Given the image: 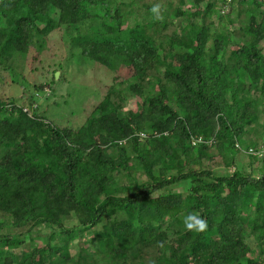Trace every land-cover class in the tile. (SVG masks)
Returning <instances> with one entry per match:
<instances>
[{"label": "trees", "instance_id": "trees-1", "mask_svg": "<svg viewBox=\"0 0 264 264\" xmlns=\"http://www.w3.org/2000/svg\"><path fill=\"white\" fill-rule=\"evenodd\" d=\"M218 2L193 0V12L176 7L174 16L187 27L165 36L173 64L157 42L166 18L136 24L127 37L117 38L127 14L120 3L112 10L109 0H0V65L13 72V62L41 47L53 30L107 17L115 28L112 39L94 30L70 44L107 69L127 62V89L138 98L136 109L122 113L107 95L71 129L30 108L42 90L34 80L26 100L25 92L20 99L0 94V211L13 218V227L28 225L17 233L0 232V264H264V156L250 155L260 162L255 170H243L232 158L225 163L234 166L232 172L205 166L215 154L237 151L235 143L252 133L264 144V0L244 9V26L231 50L233 80L224 75L219 52L226 34L217 32L213 16L226 23L236 0L226 13ZM151 70L160 77L155 86ZM198 137L212 142L192 145ZM134 172L146 179L139 181ZM121 179L127 182L118 185ZM187 181L185 195L170 190ZM190 212L207 220L206 231L184 229ZM7 226L0 222V230ZM41 226L56 236L57 252L46 240L42 252L31 247L17 254L24 234ZM247 227L256 233L253 248L245 240ZM94 229L95 238L86 240L89 250L80 247V234ZM71 246L77 249L73 254ZM255 249L261 257L252 256Z\"/></svg>", "mask_w": 264, "mask_h": 264}, {"label": "rangeland", "instance_id": "rangeland-1", "mask_svg": "<svg viewBox=\"0 0 264 264\" xmlns=\"http://www.w3.org/2000/svg\"><path fill=\"white\" fill-rule=\"evenodd\" d=\"M123 1L129 2V0H109V7L112 10L119 7L127 13L123 31L117 38L127 37L129 35V29L136 24L143 26L145 22L150 21L151 18H153L150 9L154 3H161L163 5L162 15L164 19L166 18L168 23L166 28L159 32V41L157 39V42H162L161 54L169 60V63L175 64L174 56L172 54H167L168 45L165 36L171 34L172 31H177L181 34L185 32V27H187L186 20H183L181 16H174V12L176 7H179L182 13L192 11L194 7L193 0H133L132 3L127 4L125 8L121 4ZM250 1L251 0L246 1L245 8L249 7ZM119 3L120 6H118ZM234 4L236 5L237 3L235 2ZM217 8L221 11L222 5L219 4V2L217 3ZM100 11L103 12L102 9L96 10L98 13ZM213 19L217 32L222 31L226 34L220 46L219 58L223 61L225 66V77L229 80H233L234 76L229 67L232 56L231 50L235 48L234 41L239 39L241 29H243L244 26L245 17L241 15L235 20L236 22L234 24L230 23V20L227 22L229 19L227 15L224 16V21L227 24L224 22L219 24L216 15L213 16ZM163 21L164 20H157L160 24ZM225 28L228 33L225 31ZM94 30L107 33L103 34L104 38L112 39L115 36V33H112L115 31V28L109 25L107 17L97 18L92 21L86 20L69 29L65 26H61L44 38L45 40L41 47H31L25 57L19 58V60L13 62V72H10L4 65H0L1 96L20 99L23 92H25L26 97L24 99L26 100L28 96L30 97L31 83L34 80L36 83L42 84V90L37 91V94L34 93L35 99L33 101L37 104L36 109L40 115L53 125L69 127L71 129L81 126L88 118L92 108L107 95H109L118 110L122 113H125L128 109H136L138 98L134 96L132 91L127 89V83H129V81L126 82L125 80L128 79L125 77L128 76L131 70L127 62L120 61L114 64L112 69H107L104 66L88 61L80 54L78 48L70 44L74 37L81 34L86 35L94 32ZM131 31H135V34L138 33L136 29H131ZM228 35L230 37L229 40H232L231 43L227 41ZM239 43H241V41H239ZM211 44L212 40L210 39L208 46ZM260 47L264 51V40L261 42ZM57 72H59L58 76L56 75ZM148 73L149 81L155 86L158 78H160L159 75L155 74L153 70ZM120 81H122V83H120L121 85L119 84ZM21 85H23V87ZM110 86H114L116 91H120V94L110 90ZM260 119L261 123H263L264 109H262ZM256 127L259 128V126ZM240 142H238L240 149H237V151L229 150L224 157L215 154L211 160L205 162V166L210 167L218 173H223L225 171L232 172L234 166H226L225 164L232 158L243 170H255L256 167L260 165V162L252 159L245 150L248 149V147H256L253 145L254 142L259 146L263 144V137H261L259 133H254V135L252 133L249 137H242ZM242 149H244V151ZM2 151L4 150L0 147V154L3 153ZM134 175L139 181L146 179L145 175L141 172H134ZM123 182L126 183L127 181L121 179L118 185ZM189 187L190 183L187 181L171 186L170 190L181 192L185 195ZM12 221L13 218L11 216L0 211V222L8 224V226L0 230V232L17 233L26 230L28 227V225L22 228L13 227L11 225ZM50 230V228L41 226L37 230H32L24 234L25 243L21 249L17 251V254L31 247H39L40 252H42V246H44L46 240H52L51 252H57L58 245L56 236L54 235L52 238ZM95 235L96 229L91 232L80 234L79 246L89 250L90 246L86 240L95 238ZM255 235L256 233L253 232L250 227L245 228V240L252 248L256 246L257 242ZM76 250V246L70 247L71 254L75 253ZM261 254V249H255L252 252V256L255 258L261 257ZM46 257L48 260L54 259V257L48 254ZM42 264H50V262L44 261Z\"/></svg>", "mask_w": 264, "mask_h": 264}, {"label": "clouds", "instance_id": "clouds-1", "mask_svg": "<svg viewBox=\"0 0 264 264\" xmlns=\"http://www.w3.org/2000/svg\"><path fill=\"white\" fill-rule=\"evenodd\" d=\"M163 5L161 3H154L150 9L152 17L156 20L163 19ZM256 155H264V152L256 153ZM184 229L188 232L201 233L207 230L208 222L202 218L198 213L190 212L183 217L182 220Z\"/></svg>", "mask_w": 264, "mask_h": 264}, {"label": "built area", "instance_id": "built-area-1", "mask_svg": "<svg viewBox=\"0 0 264 264\" xmlns=\"http://www.w3.org/2000/svg\"><path fill=\"white\" fill-rule=\"evenodd\" d=\"M222 1V8H221V13H226L229 9V6L232 2V0H221ZM37 94V93H36ZM37 107V104L35 102L32 103V106L30 107L31 109H35ZM29 107L24 106L23 111H30ZM141 137L146 136L144 133L140 134ZM201 142H207V143H211L212 142V138L206 139L204 140L202 137H198V138H191V144L195 145L197 143H201ZM235 147L237 149H240V145L238 144V142L235 143ZM244 151V149H242ZM245 152L249 155L252 156H257V157H263L264 155H256V153H261L264 152V144H261L258 147H248V149L245 150Z\"/></svg>", "mask_w": 264, "mask_h": 264}, {"label": "crops", "instance_id": "crops-1", "mask_svg": "<svg viewBox=\"0 0 264 264\" xmlns=\"http://www.w3.org/2000/svg\"><path fill=\"white\" fill-rule=\"evenodd\" d=\"M247 1V0H246ZM252 1V3H255L257 0H251ZM250 1V2H251ZM259 1H262V0H259ZM236 5L234 4L233 6H235L233 9H232V12H231V14H230V18H229V15H228V20H227V22H229V20H230V23H232V24H234L236 21V19H238V14H239V12H241L242 14L241 15H243L244 16V9H246L245 8V5H246V2H245V0L242 2V5L241 6H239V3H238V0H236ZM254 5V4H253ZM256 5V4H255ZM194 6V5H193ZM195 10V7H193L192 8V11L191 12H193ZM234 14V15H233ZM240 15V16H241ZM238 16V17H237ZM245 17V16H244ZM243 23V22H242ZM227 24V23H226Z\"/></svg>", "mask_w": 264, "mask_h": 264}, {"label": "water", "instance_id": "water-1", "mask_svg": "<svg viewBox=\"0 0 264 264\" xmlns=\"http://www.w3.org/2000/svg\"><path fill=\"white\" fill-rule=\"evenodd\" d=\"M59 72L56 73V75L58 76Z\"/></svg>", "mask_w": 264, "mask_h": 264}]
</instances>
